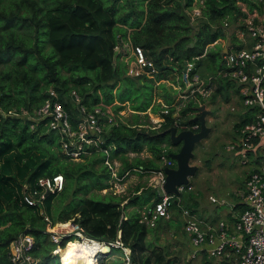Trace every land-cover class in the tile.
<instances>
[{
  "label": "trees",
  "instance_id": "trees-1",
  "mask_svg": "<svg viewBox=\"0 0 264 264\" xmlns=\"http://www.w3.org/2000/svg\"><path fill=\"white\" fill-rule=\"evenodd\" d=\"M142 1L145 5L139 12L140 17L125 27V22L115 16L119 9L117 0L111 5H105L103 0H0V63L9 60L8 69L0 72V264H10L9 244L21 232L34 236L32 253L39 259L38 264H49L45 259H49V252L56 243L50 238L48 226L72 217L93 238L113 240L120 230V239L130 248L135 264H152L151 256L144 254L148 226L139 222L138 211H130L126 219H121V214L130 204H141L153 196V201H157L160 196L150 189L129 198L123 207V199L113 201L85 196L84 193L92 187L101 189L109 185L104 181L108 172L103 169L97 173L93 160L69 158L61 147L59 134L49 130L47 119L35 117L33 111L52 87L74 124L78 107L69 94L72 89L70 81L77 87L83 103L91 106L102 101L97 88L110 86V81L120 74V62H116L114 51L117 35L126 36L127 27H130V39L143 46L155 71L152 76H132L127 74V64H124L125 86L134 93L125 94L126 97L119 94V100H131L130 107L134 111L130 119L119 118L116 123L106 125L100 149L91 154L103 163V149H109L110 157L120 158L118 175L130 168L157 170L162 166V155L169 156L172 147L176 146L167 128L177 118L189 122L191 114L188 113L197 111L199 104L190 98L179 109L178 115L174 114L177 89L173 84H182L181 72L185 63L194 62L191 73L197 72L196 67L202 63V58H213L216 54L208 50V46L223 37L224 26L235 23L246 14L239 2H244L249 11L257 8L261 14L264 0H203L201 15L194 19L188 13L193 0ZM262 22L264 24V18ZM22 24L27 26L28 35L16 32L15 26ZM219 53L223 56L222 50ZM222 67L223 62L217 70ZM63 70L69 74H64ZM171 72L175 75L169 80ZM162 79L170 84L158 82ZM211 81L217 83L216 91L230 84L228 79L220 76ZM155 82L161 92L153 93ZM103 92L106 95L104 102H111V90ZM163 104L169 107L167 113L161 112ZM149 106L153 112L160 110L163 119L158 125L144 121L148 113L141 114V111H146ZM122 107L123 104L115 106L116 109ZM23 110L31 116L23 114ZM250 119L249 112H243L233 125L235 130ZM143 149L150 155L142 158L128 155L129 151ZM56 173L63 175L64 186L59 191L48 192L43 204L29 205L21 199L24 184L33 189L38 187L39 176ZM3 184L15 188L9 191ZM80 190L84 196L78 195ZM53 197H57V202L53 203ZM42 207L51 214V222L39 213L38 208ZM243 207L241 202L234 206L238 211ZM70 239L64 236L59 245L64 248ZM50 243L54 245L50 246ZM113 249L115 247H111L110 253ZM71 251H76L75 247ZM104 257L105 254L98 253L95 263L105 264ZM114 261L111 264H123Z\"/></svg>",
  "mask_w": 264,
  "mask_h": 264
},
{
  "label": "built area",
  "instance_id": "built-area-1",
  "mask_svg": "<svg viewBox=\"0 0 264 264\" xmlns=\"http://www.w3.org/2000/svg\"><path fill=\"white\" fill-rule=\"evenodd\" d=\"M202 3L203 0H193L188 9L191 19L201 15ZM239 4L246 13L234 24V34L240 40L241 46H235L230 39L223 42V67L217 70V76L235 83L237 96L246 106L243 112H249L251 115L249 121L235 130L237 138L227 144V149L236 153L243 165L250 167L246 171L245 188L241 192V204L244 207L234 213L232 221L226 218H219L214 222L205 220L186 206L181 208V214L183 229L188 234L189 242L193 247L188 255L189 258L195 257L196 251L200 250L216 257L218 260L216 264H264V24L262 19L258 18L260 13H257V9L249 11L241 3ZM218 40L220 39L215 40L214 43ZM121 48H126L133 56V60L126 66L127 74L153 75L155 71L153 62L147 57L143 46L134 44L129 35L118 34L114 45L115 56ZM193 69L194 62H186L181 72L182 84H173L177 89L175 104L173 103L175 115H178L179 109L187 103L184 99L188 95L200 104L201 99L205 100V97L210 94L209 84L205 86L197 72L191 73ZM217 76L210 77L207 83H212L211 80ZM70 94L78 107L74 124L71 122L70 114L58 99L57 91L52 87L48 88L47 97L34 109L33 115L39 119H47V128L59 134L63 151L69 155V158L75 159L100 149V144L104 141L105 126L116 123L117 118L107 104L97 102L88 106L82 102L77 91L71 90ZM168 110L169 107L163 104L161 112L167 113ZM197 111L190 113L189 122L177 118L173 125L178 130H198L199 122L192 120L198 115ZM23 114L28 112L23 110ZM2 115H5L3 111ZM28 116L31 115L28 114ZM103 150L108 155L107 148ZM106 159L105 162H108ZM173 164V158L162 155V166L152 170L156 179H151L162 192L160 198L153 201L151 206L140 210L139 222L152 226L159 218H167L171 215L173 194L165 192L162 186L165 181L164 166ZM109 167H111L110 164ZM36 184L38 187L33 189L27 183L23 185L21 199L29 205H40L48 192L61 190L64 186V177L61 173L41 175L37 178ZM191 187L189 183L177 186L180 192ZM209 199L218 200L213 195H209ZM126 218L127 214L123 212L121 219ZM44 219L49 221L47 217ZM47 231L50 232V238L56 243V247L60 246L61 238L68 235L81 240L84 237L93 238L73 217L66 221H57L52 227L49 226ZM97 240L103 246L109 245L110 250L111 247L123 249V264H135L131 258L130 248L120 239V230L117 238L113 240ZM34 246L35 238L31 233H19L9 244L10 264H38L39 259L32 253ZM54 250L57 251V249ZM98 253L105 254L102 248L94 252L91 256L95 261Z\"/></svg>",
  "mask_w": 264,
  "mask_h": 264
},
{
  "label": "rangeland",
  "instance_id": "rangeland-1",
  "mask_svg": "<svg viewBox=\"0 0 264 264\" xmlns=\"http://www.w3.org/2000/svg\"><path fill=\"white\" fill-rule=\"evenodd\" d=\"M103 1L105 5H111L113 3V0ZM144 5L145 4L142 0H117V7L119 9L115 16L118 18V20L125 22L124 26L125 24L129 25L131 22L134 23L137 21V19L140 17L139 12L143 9ZM244 7L246 8L245 5ZM135 11H137V13H135ZM126 12H128L129 15H127ZM257 13L259 14L258 11ZM258 18L262 19V15L259 14ZM120 25L123 24L121 23ZM124 26L122 29L126 27ZM230 27L231 26L228 28L225 27L223 37H221L220 40L216 41V43H211L208 46V50L216 52L214 57L211 58L209 56H205L202 58V63L196 67V71L203 79L205 86L209 84L210 87V94L205 97L204 101L200 102V104H203L207 101L205 105V110H207L205 114V123L207 127L210 128V130L205 137L196 142L193 148L194 155L190 159V164L196 165L197 169L195 173L189 177L188 183L191 184L192 189L185 188L179 194H173L172 196L174 197H172L171 200L173 201L174 198V203L172 204L171 215L167 218H160L154 225L148 226L147 235L145 237L146 249L144 254L149 257L151 256L152 264H215L218 261L216 257H213L205 252H201L200 250L196 251L195 257H188V255L193 250V247L190 245L188 234L182 231L183 216L181 214V208L185 206V203H187L188 197L189 199H191V197L195 198L204 207L203 212L201 213L206 215L207 218L213 217L210 219H214L216 216L214 219L216 220L219 217H224L222 212L224 213L229 211L231 204L241 202L242 188L245 187L243 183L244 175L250 167L243 165L239 159V156L227 149V144L237 138V134L235 133V128L233 125L241 117V115H243V111L246 109V106L242 103L240 97L237 96L236 85L233 81L228 79L230 84L224 89H221V91H216V82L207 83L210 77L217 76V68L223 62L222 53H219L220 50L223 49V42L229 37L230 41L235 46H241L240 40L237 39L236 35L234 34V27ZM15 30L21 35H28V33H26L28 28L25 26V24L15 26ZM4 33L6 34L5 31ZM115 60L116 62H120V74L116 79L110 81V86L97 88V92L100 96V99H102V101L99 102L107 104L109 109L115 113V118H117V120L120 118L126 121L127 119H130V115L134 111L130 107L132 101L126 99L123 100V102H120L119 94H122L123 97H126L125 94L131 95V93H134V91L125 86L123 80L124 75H127L125 72V66L126 64L128 65V63L130 64V62L133 60V56L129 54L126 48H121L120 52L115 56ZM8 64L9 60L0 63V72L1 70L8 69ZM62 72L66 75L69 74L68 71L65 70ZM174 75L175 74L171 72L168 76L169 80H171L172 76ZM158 82H165L166 85L170 84L168 80L163 79L159 80ZM139 83L140 82L137 81V84ZM157 84L158 83L156 82L154 83L153 93L162 91ZM70 85L72 88L71 90L77 91V87L72 86L71 81ZM105 89L111 90L113 100L109 103L104 102L106 95L103 91ZM190 97L192 96L188 95L184 99L185 103L188 99H190ZM133 101L135 102V98H133ZM117 104H123V107L116 109L115 106ZM153 104H156V102L153 101ZM151 106H149L146 111H141V114L147 112L148 118H145L144 121H148L151 125H158V122L162 118L160 110L153 112L151 111ZM232 107H234V109H232ZM188 114H190V112ZM188 116H186V118ZM145 125L147 126L148 123ZM176 149L177 146H173L171 151ZM107 150L108 155L105 151L104 152L105 158H107L106 160H108V162H105V159L103 160V163L100 160L97 161L96 156L92 155L91 153L87 154V157L81 156L80 158H73V160H93V168L96 169L97 173H101L103 169H106V172L109 174V176L104 179V181L109 184L107 187L101 189L92 187L89 191L84 193L85 196L91 195L98 199L113 201H119L123 199V205L125 204V201L129 200V198H132L135 195L140 196V194L149 191L150 189H154L155 192L160 196L162 190L151 179H156V176L152 170L143 171L136 168H130L124 172L123 175H118L117 171L121 166L120 158L118 156L110 157V151L109 149ZM128 155L130 158H133L134 156H139L142 158L149 156L150 154L147 150L143 149L139 152L129 151ZM160 162L162 164V160ZM109 164L111 167H109ZM74 186L75 184H73V187ZM3 187L5 189H10L9 191L15 188L9 184H3ZM80 194L83 195L82 190L78 192V195ZM209 194L215 196L218 198V200L212 201L209 199ZM52 199L53 203L57 202V197H53ZM153 200L154 196L151 197V200L145 201L141 204L138 202L135 204H130L129 206L124 207L123 211L127 215L130 211L134 210L138 211L139 213L144 207L152 204ZM43 203L44 202L42 200V204ZM123 205L121 206L123 207ZM187 206L192 208V205L190 204ZM38 211L41 216H43V218L47 217L50 222L52 221L51 214L47 213L43 207L38 208ZM212 211L214 212L211 214ZM57 221L52 222L49 224V226L52 227V225H54ZM67 237L71 238L68 240L70 242L68 245L73 242L71 245H75V249L77 251L76 246L78 245V239L71 235H68ZM53 245L54 244L50 243V246ZM69 247H67L65 251H71L68 249ZM57 248L58 247L55 245L49 252V259H45L46 261L49 260V264H60L59 258L61 257V254L59 255L58 252L54 250ZM109 253L110 251L105 253V264H111V262L114 260V262L118 263L124 262V250L120 247L113 249V252L110 254Z\"/></svg>",
  "mask_w": 264,
  "mask_h": 264
},
{
  "label": "water",
  "instance_id": "water-1",
  "mask_svg": "<svg viewBox=\"0 0 264 264\" xmlns=\"http://www.w3.org/2000/svg\"><path fill=\"white\" fill-rule=\"evenodd\" d=\"M207 101L203 104L198 105L197 109L199 114L192 118V120H198L200 127L198 130L192 129H177L175 125H171L167 128L169 131L170 139L177 146V149L170 151L168 155L174 159L175 165L164 166L165 181L163 183V190L167 193L179 194L177 186L180 184H187L189 182V177L195 173L197 166L190 164V159L193 157V148L196 142L200 141L205 137L210 128L207 127L205 123V105ZM106 247L105 253L110 251L109 245H104Z\"/></svg>",
  "mask_w": 264,
  "mask_h": 264
},
{
  "label": "bare ground",
  "instance_id": "bare-ground-1",
  "mask_svg": "<svg viewBox=\"0 0 264 264\" xmlns=\"http://www.w3.org/2000/svg\"><path fill=\"white\" fill-rule=\"evenodd\" d=\"M77 241V251H65V249H67V247H69L73 242L69 245L67 244L68 246L66 245L64 250L61 246L57 248L58 254H61V257L59 258L60 264H96L94 258L91 255L100 248L105 251L107 250L105 246H103L97 239L94 238L87 239L84 237L82 240L78 239ZM72 247H75V245H71L68 249L71 250Z\"/></svg>",
  "mask_w": 264,
  "mask_h": 264
},
{
  "label": "crops",
  "instance_id": "crops-1",
  "mask_svg": "<svg viewBox=\"0 0 264 264\" xmlns=\"http://www.w3.org/2000/svg\"><path fill=\"white\" fill-rule=\"evenodd\" d=\"M239 3H241V5L242 6H244L245 5V3L244 2H239ZM246 6V5H245ZM246 8H247V6H246ZM255 8V7H254ZM248 9V8H247ZM256 9V8H255ZM258 11V10H257ZM260 15H262V20H263V18H264V11L260 14ZM234 24L235 23H231L230 25H228V26H224V29H225V27L226 28H228L229 26H231L230 28H233L234 27ZM130 31V27H127V35H128V32ZM218 39H221V38H218ZM227 39H229V37L227 38ZM236 133V132H235ZM137 169V168H136ZM245 177H246V173H245V175H244V181H243V183H244V185H245ZM191 185V184H190ZM245 188V187H244ZM244 188H242V191H243V189ZM190 189H192V187L190 188ZM209 195H211V194H209ZM188 200H187V203H185V206L186 207H188V208H190L189 206H187V205H192V208H190L198 217H200V218H203V219H205V220H209V221H216V220H214L215 218H216V216H215V218L214 219H210V218H213V217H209V218H207L206 217V215H204V214H202L201 212H203V209H204V207L195 199V198H192L191 197V199H189V197L187 198ZM234 206H235V203H233V204H231L230 205V210L229 211H226V212H222V214H224V217H219L220 216V213H219V218H226L227 220H229V221H232L233 219H234V213H236L238 210L237 209H235L234 208ZM234 210V211H233ZM124 212V211H123ZM214 211H212L211 212V214L213 213ZM125 213V212H124ZM221 214V215H222ZM217 217V218H218ZM164 218V217H163ZM218 218V219H219ZM160 219V218H159ZM182 231H184V229H183V223H182ZM185 232V231H184ZM191 245V244H190ZM216 264V263H215Z\"/></svg>",
  "mask_w": 264,
  "mask_h": 264
}]
</instances>
